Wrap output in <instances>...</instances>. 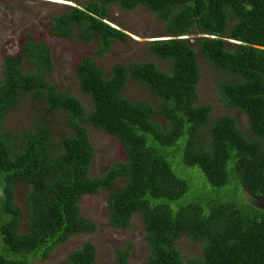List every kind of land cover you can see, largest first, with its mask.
Returning a JSON list of instances; mask_svg holds the SVG:
<instances>
[{
  "label": "trees",
  "instance_id": "trees-1",
  "mask_svg": "<svg viewBox=\"0 0 264 264\" xmlns=\"http://www.w3.org/2000/svg\"><path fill=\"white\" fill-rule=\"evenodd\" d=\"M113 4L125 11L147 7L166 23L169 39L148 47L171 63L170 70L152 62L118 64L107 76L92 56H83L76 76L91 101L87 112L78 98L58 92L48 80L53 64L46 42L28 35L19 55L6 57L0 83V264L46 261L72 236L95 232L94 222L82 215L81 199L112 190L121 180L124 185L110 197V224L128 229L140 217L147 264H264V212L243 203L184 202L189 186L170 163L178 171L182 164L197 167L213 187H223L233 159L243 188L264 197V0H92L66 7L49 32L84 43L98 40L97 54L103 56L114 42L129 38L108 24ZM191 35H197L195 43ZM194 45L213 69L227 73L217 89L221 102L244 113L250 132L261 140L245 137L237 121L224 115L211 124L208 145L201 144L212 107L198 104L201 69ZM130 80L147 87L158 106L126 98ZM29 93L50 111L67 113L73 134L57 142L43 123L5 130L9 113ZM84 124L123 146L125 160L98 177L91 176L95 149ZM19 184L30 188L25 231L16 204ZM183 237L202 246L200 256L184 259L177 245ZM129 254L119 251L115 264H129ZM96 258L89 241L59 264H97Z\"/></svg>",
  "mask_w": 264,
  "mask_h": 264
},
{
  "label": "rangeland",
  "instance_id": "rangeland-1",
  "mask_svg": "<svg viewBox=\"0 0 264 264\" xmlns=\"http://www.w3.org/2000/svg\"><path fill=\"white\" fill-rule=\"evenodd\" d=\"M90 1L92 0H0V83L4 77L6 57L19 55L20 46L28 35L46 42L50 48L53 68L46 74L50 83L58 92L78 98L87 112L91 110V101L89 96L82 92L76 76L77 65L83 56H92L107 76L118 64L152 62L165 72L170 70L171 63L155 57L148 47L152 41L169 39L166 23L144 6H138L131 11H125L117 4L110 6L108 24L123 30L129 38L124 42H114L111 50L103 56L97 54L100 47L98 40L84 43L76 36L66 39L50 34L49 28L56 15L63 14L67 10L66 7L83 6ZM196 37L197 35L189 36L192 43H195ZM194 48L198 53L197 46L194 45ZM198 61L201 69L198 104L212 107L210 121L202 129L201 144L208 145L211 124L224 115L237 121L245 137L261 140L250 132L248 119L244 113L221 102L217 89L228 77L227 73L213 69L200 53ZM29 69L26 66V71ZM124 96L131 100L151 103L155 107L160 101L147 87L135 80L129 81ZM69 121L67 113L50 111L45 101L34 102L32 94L29 93L22 104L9 113L5 121V130L21 132L37 123H43L51 127L54 139L58 142L64 136L73 134ZM84 126L95 149L91 167L92 177L104 174L115 164L125 160L122 143L116 137L102 129L87 124ZM170 163L173 171L189 186L188 193L182 198L184 202H200L203 207L216 202H233L239 207L245 205L246 208L264 212V197L252 196L243 188L237 177L233 159L228 164V184L223 187H213L197 167L182 164L181 171H178L172 160ZM123 185L124 181L121 180L112 190H100L96 194L84 196L80 202L82 215L94 222L95 232L72 236L66 243L57 246L46 261L34 259L33 264H59L70 253L89 241L96 247L97 264H115L118 252L125 250H129L130 253L129 264H147L149 247L140 217L135 216L128 229H117L110 224V197ZM29 190V186L24 184L16 186V204L23 212L21 231L26 230V200ZM2 244L0 237V245ZM177 245L185 260L201 255L202 246L187 237L181 238Z\"/></svg>",
  "mask_w": 264,
  "mask_h": 264
},
{
  "label": "water",
  "instance_id": "water-1",
  "mask_svg": "<svg viewBox=\"0 0 264 264\" xmlns=\"http://www.w3.org/2000/svg\"><path fill=\"white\" fill-rule=\"evenodd\" d=\"M186 39V38H185ZM236 44H240V42H235Z\"/></svg>",
  "mask_w": 264,
  "mask_h": 264
}]
</instances>
